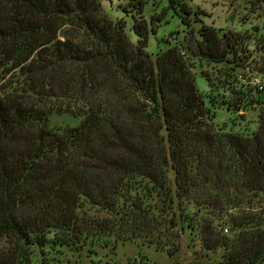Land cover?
I'll list each match as a JSON object with an SVG mask.
<instances>
[{
	"label": "trees",
	"instance_id": "16d2710c",
	"mask_svg": "<svg viewBox=\"0 0 264 264\" xmlns=\"http://www.w3.org/2000/svg\"><path fill=\"white\" fill-rule=\"evenodd\" d=\"M168 7L183 39L153 55L141 0L136 43L101 0H0V264H64L48 251L109 236L170 246L202 212L220 220L200 224L219 264H264V89L238 79L264 72L262 33L221 31L187 0ZM194 58L226 67V95L203 73L209 106ZM253 105L256 129L233 130ZM52 113L81 119L55 127Z\"/></svg>",
	"mask_w": 264,
	"mask_h": 264
},
{
	"label": "rangeland",
	"instance_id": "374dc122",
	"mask_svg": "<svg viewBox=\"0 0 264 264\" xmlns=\"http://www.w3.org/2000/svg\"><path fill=\"white\" fill-rule=\"evenodd\" d=\"M141 14L149 23L153 16L152 27L149 31L145 49L155 55L165 50L168 46L183 39V25L178 15L168 7V0H141ZM134 0H101V9L111 19L124 18V31L128 39L136 43L138 36L134 33L132 24L133 17H138L132 6ZM192 10H197L202 21L210 24L221 31H239L262 33L264 40V0H187ZM128 6L129 12H125L122 6ZM195 24V23H194ZM194 26H198L195 24ZM192 71L194 73L195 86L203 96L207 106L210 105L208 94L210 86L203 73L217 85L214 87L218 92L225 94L222 86L217 81L222 77L226 68L224 65H215L203 60L191 59ZM261 72V71H260ZM264 84V72L256 74ZM254 106V105H253ZM252 108V109H251ZM258 107H250L245 111L241 109L235 117L233 130L249 133L257 127ZM232 115L223 107H216L214 123L227 126ZM80 116H72L69 113H52L50 124L55 127L74 126L80 121ZM171 176V172L169 173ZM87 214L101 216L105 212L94 207H87ZM163 214V213H162ZM155 215H158L155 213ZM163 215L159 214V219ZM199 221L195 226L197 230L190 232L179 225L172 230L168 244L171 246L161 247L145 238L136 239H114L113 237H100L90 239L83 247L68 249L56 247L48 251V256L62 260L64 264H219L222 249L206 250L201 246L200 237L203 236V225H219L220 220L208 213L202 212L197 215ZM216 232L218 227L215 228ZM206 237V236H205ZM48 249V247H46Z\"/></svg>",
	"mask_w": 264,
	"mask_h": 264
},
{
	"label": "built area",
	"instance_id": "2783aa9c",
	"mask_svg": "<svg viewBox=\"0 0 264 264\" xmlns=\"http://www.w3.org/2000/svg\"><path fill=\"white\" fill-rule=\"evenodd\" d=\"M238 79L241 81V83H243L245 85L248 84V85L255 87L256 90H263L264 89L263 82L255 74L249 75L248 77L243 76V75H238ZM223 231H226V229L223 228Z\"/></svg>",
	"mask_w": 264,
	"mask_h": 264
}]
</instances>
